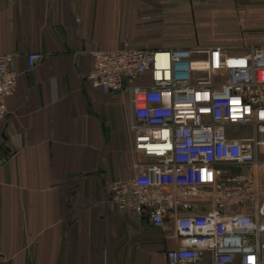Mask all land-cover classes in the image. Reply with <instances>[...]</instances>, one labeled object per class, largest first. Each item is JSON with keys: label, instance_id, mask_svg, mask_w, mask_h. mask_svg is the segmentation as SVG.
<instances>
[{"label": "crops", "instance_id": "0c3cea01", "mask_svg": "<svg viewBox=\"0 0 264 264\" xmlns=\"http://www.w3.org/2000/svg\"><path fill=\"white\" fill-rule=\"evenodd\" d=\"M234 9L264 46V0H0V55L20 72L0 128V264H167L165 233L109 208L102 178L128 179L140 158L129 96L90 86L91 52L218 45L214 16ZM33 52L46 57L27 73Z\"/></svg>", "mask_w": 264, "mask_h": 264}, {"label": "built area", "instance_id": "2783aa9c", "mask_svg": "<svg viewBox=\"0 0 264 264\" xmlns=\"http://www.w3.org/2000/svg\"><path fill=\"white\" fill-rule=\"evenodd\" d=\"M211 38L223 43L91 52L90 86L129 96L140 158L128 179L102 180L110 210L175 244L167 264H264V46L249 44L242 9L217 12ZM45 57L27 54L26 72ZM16 59L0 55V128L18 89Z\"/></svg>", "mask_w": 264, "mask_h": 264}, {"label": "rangeland", "instance_id": "374dc122", "mask_svg": "<svg viewBox=\"0 0 264 264\" xmlns=\"http://www.w3.org/2000/svg\"><path fill=\"white\" fill-rule=\"evenodd\" d=\"M206 36H205V34H200L199 35V33H197V37H192L191 38V40L193 41V42H196V38L197 39H199V43H201V41H202V39H204ZM201 40V41H200ZM157 233H162V232H156V235H157ZM171 246V245H170Z\"/></svg>", "mask_w": 264, "mask_h": 264}]
</instances>
